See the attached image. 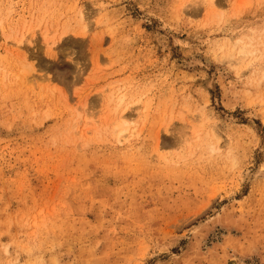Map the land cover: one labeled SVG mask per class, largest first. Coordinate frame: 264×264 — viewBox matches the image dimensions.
I'll return each mask as SVG.
<instances>
[{"label":"rangeland","instance_id":"obj_1","mask_svg":"<svg viewBox=\"0 0 264 264\" xmlns=\"http://www.w3.org/2000/svg\"><path fill=\"white\" fill-rule=\"evenodd\" d=\"M0 264H264V0H0Z\"/></svg>","mask_w":264,"mask_h":264},{"label":"bare ground","instance_id":"obj_2","mask_svg":"<svg viewBox=\"0 0 264 264\" xmlns=\"http://www.w3.org/2000/svg\"><path fill=\"white\" fill-rule=\"evenodd\" d=\"M22 26H23L22 28H23L24 33L20 35V39L16 44V47H19V48L23 47L26 43L31 44L33 39H34L33 37L31 38L30 36H27L28 31L27 32L25 31L26 27H27V23L23 24ZM48 37H49V34L46 32L44 35V38H45V42L47 43V45L49 44ZM239 55H240V57H242V59H246L249 56V52L246 50V48H240ZM232 57H235L234 54H232ZM122 103H124L123 99L120 100V104H122ZM122 120H123L124 124L126 125L129 123H132L135 120V118L132 116L128 117V116L124 115L122 117Z\"/></svg>","mask_w":264,"mask_h":264}]
</instances>
